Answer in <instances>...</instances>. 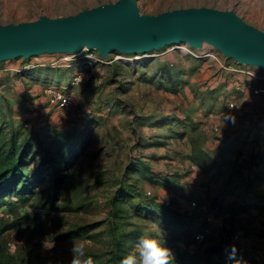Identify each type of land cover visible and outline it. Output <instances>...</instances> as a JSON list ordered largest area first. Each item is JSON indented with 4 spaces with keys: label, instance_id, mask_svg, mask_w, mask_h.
<instances>
[{
    "label": "rangeland",
    "instance_id": "rangeland-1",
    "mask_svg": "<svg viewBox=\"0 0 264 264\" xmlns=\"http://www.w3.org/2000/svg\"><path fill=\"white\" fill-rule=\"evenodd\" d=\"M13 1L0 0V24L115 0H22L12 8ZM202 6L232 10L264 31V0L136 1L148 15ZM181 44L112 53L108 64L83 53L70 66L56 53L0 62V229L8 228L0 242L18 264H70L74 244L95 264H120L145 236L170 249L172 264H192L177 252L208 244L192 245L174 229L172 211L242 230L245 253L232 264H264V130L228 124L211 87L219 71L182 54ZM79 70L88 75L70 86ZM49 86H68L80 110L48 106L42 89ZM219 230L211 224L213 244Z\"/></svg>",
    "mask_w": 264,
    "mask_h": 264
},
{
    "label": "water",
    "instance_id": "water-1",
    "mask_svg": "<svg viewBox=\"0 0 264 264\" xmlns=\"http://www.w3.org/2000/svg\"><path fill=\"white\" fill-rule=\"evenodd\" d=\"M137 0H115L63 17L0 24V62L42 54H76L84 47L110 53H145L167 45L208 44L239 64L264 69V31L234 11L188 7L139 14Z\"/></svg>",
    "mask_w": 264,
    "mask_h": 264
},
{
    "label": "built area",
    "instance_id": "built-area-1",
    "mask_svg": "<svg viewBox=\"0 0 264 264\" xmlns=\"http://www.w3.org/2000/svg\"><path fill=\"white\" fill-rule=\"evenodd\" d=\"M179 49L182 54H189L192 58L201 60L202 65H213L215 66V70L219 71L220 75H218V78H212L211 87H217V90L219 91L220 99L224 103V114L228 124L232 126L242 125L245 132L248 131L249 134L253 131L264 130V69H259L252 65L239 64L233 59L231 64L226 63V60H224L225 62H221L219 56H225L205 43L202 44L200 49H192L187 44L183 43L179 46ZM77 54L85 55L88 61L91 59L92 62L105 64L109 63L112 55V53H110L109 58H104L99 56L97 52L92 53V51H88L84 47L76 54H61L62 66H70L69 61H71V57ZM40 65L45 64L41 63ZM26 68H30V66L28 65ZM222 72H230L233 74V77L226 81L223 79L221 80L220 77ZM85 75H88L86 71L79 70L76 72L72 76L70 86H75L81 83L82 79L85 78ZM68 86L44 87L42 92L45 95L47 105L56 107L65 113L78 112L80 110L79 103L65 91ZM258 110L259 113L257 114L256 111ZM147 195H151V192L148 191ZM161 202L166 206L171 205L168 196H165ZM205 222L207 223L206 229L194 235L192 245L204 246L211 243L212 236L210 234V228L211 224L214 223L217 229H220L219 231L222 232L220 242H223V245L225 244L228 247H235L236 251L241 255L245 253L244 240L247 236H244L242 230H228L225 222L221 220L213 221L209 216L206 218Z\"/></svg>",
    "mask_w": 264,
    "mask_h": 264
},
{
    "label": "trees",
    "instance_id": "trees-1",
    "mask_svg": "<svg viewBox=\"0 0 264 264\" xmlns=\"http://www.w3.org/2000/svg\"><path fill=\"white\" fill-rule=\"evenodd\" d=\"M82 57H86L82 55ZM23 193L17 192L16 195H22ZM174 219V229H178L184 234L190 235L191 239L198 232L204 231L205 222L196 224L192 218H186V215L170 212ZM8 228H1L0 235ZM248 234V233H246ZM212 243V242H211ZM209 243L202 249L197 250L198 253H188L186 251H178L177 256L180 260L190 261L192 264L204 263V264H232L237 261V257L242 256L236 251L235 247H228L223 245V242ZM0 264H18V257L16 254H12L6 251L3 244L0 242Z\"/></svg>",
    "mask_w": 264,
    "mask_h": 264
},
{
    "label": "clouds",
    "instance_id": "clouds-1",
    "mask_svg": "<svg viewBox=\"0 0 264 264\" xmlns=\"http://www.w3.org/2000/svg\"><path fill=\"white\" fill-rule=\"evenodd\" d=\"M73 258L70 264H95L92 257H85L82 244H74L71 249ZM173 254L163 247L161 241L145 236L140 239L133 252L120 260V264H172Z\"/></svg>",
    "mask_w": 264,
    "mask_h": 264
},
{
    "label": "crops",
    "instance_id": "crops-1",
    "mask_svg": "<svg viewBox=\"0 0 264 264\" xmlns=\"http://www.w3.org/2000/svg\"><path fill=\"white\" fill-rule=\"evenodd\" d=\"M12 1V0H11ZM22 3H23V1L22 0H14L13 2H12V8H14V7H16V5H22ZM5 8H3V10H4ZM21 10H23V9H21ZM232 130H234V131H236L237 132V134L239 133V130L237 131V129H235V127L234 128H232ZM233 132V131H232ZM232 132H228V134H230V136H232V135H234V134H232ZM248 238H246L245 240H247Z\"/></svg>",
    "mask_w": 264,
    "mask_h": 264
},
{
    "label": "bare ground",
    "instance_id": "bare-ground-1",
    "mask_svg": "<svg viewBox=\"0 0 264 264\" xmlns=\"http://www.w3.org/2000/svg\"><path fill=\"white\" fill-rule=\"evenodd\" d=\"M115 58H118V56H116Z\"/></svg>",
    "mask_w": 264,
    "mask_h": 264
}]
</instances>
